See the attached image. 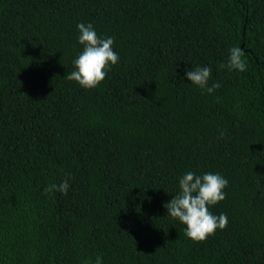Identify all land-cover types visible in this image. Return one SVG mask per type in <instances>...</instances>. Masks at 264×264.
<instances>
[{
	"label": "trees",
	"instance_id": "1",
	"mask_svg": "<svg viewBox=\"0 0 264 264\" xmlns=\"http://www.w3.org/2000/svg\"><path fill=\"white\" fill-rule=\"evenodd\" d=\"M79 23L119 56L93 89L66 78ZM189 171L228 181L209 207L227 227L203 242L164 207ZM97 256L264 264V0H0V264Z\"/></svg>",
	"mask_w": 264,
	"mask_h": 264
},
{
	"label": "clouds",
	"instance_id": "2",
	"mask_svg": "<svg viewBox=\"0 0 264 264\" xmlns=\"http://www.w3.org/2000/svg\"><path fill=\"white\" fill-rule=\"evenodd\" d=\"M77 29L78 43L83 46V50L72 62L75 70L67 74L66 78L84 89H93L105 79L111 66L119 62V56L113 50V38H100L91 23H79ZM243 57L244 52L240 47L231 48L227 59L229 70L247 71ZM186 77L192 84L206 89L209 94L220 87L219 83L208 87L211 77V69L208 67L191 69L186 72ZM227 186V179L219 173L197 175L191 171L186 172L179 179V192L164 205L167 216L186 225L185 235L190 240L203 242L214 235L217 229L223 230L227 227L226 214L213 215L209 211L210 206H215L226 198L224 189ZM68 189L69 183L65 179L59 185L45 187L44 194L60 192L66 195ZM84 264H103L102 257L97 256L94 262L85 260Z\"/></svg>",
	"mask_w": 264,
	"mask_h": 264
}]
</instances>
